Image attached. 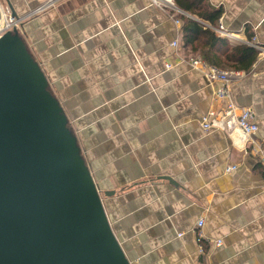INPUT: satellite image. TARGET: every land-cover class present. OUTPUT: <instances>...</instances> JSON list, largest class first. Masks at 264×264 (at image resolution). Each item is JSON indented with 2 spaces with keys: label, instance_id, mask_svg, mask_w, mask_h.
Masks as SVG:
<instances>
[{
  "label": "crops",
  "instance_id": "crops-1",
  "mask_svg": "<svg viewBox=\"0 0 264 264\" xmlns=\"http://www.w3.org/2000/svg\"><path fill=\"white\" fill-rule=\"evenodd\" d=\"M46 1L9 0L94 181L113 192L103 204L131 263L264 264V168L240 128L201 124L232 100L264 147V53L218 98L219 82L186 61L180 16L264 48V0H204L220 10L215 25L174 0H55L32 13Z\"/></svg>",
  "mask_w": 264,
  "mask_h": 264
},
{
  "label": "water",
  "instance_id": "water-1",
  "mask_svg": "<svg viewBox=\"0 0 264 264\" xmlns=\"http://www.w3.org/2000/svg\"><path fill=\"white\" fill-rule=\"evenodd\" d=\"M112 193L94 181L19 29L1 34L0 264H132L103 204Z\"/></svg>",
  "mask_w": 264,
  "mask_h": 264
},
{
  "label": "built area",
  "instance_id": "built-area-1",
  "mask_svg": "<svg viewBox=\"0 0 264 264\" xmlns=\"http://www.w3.org/2000/svg\"><path fill=\"white\" fill-rule=\"evenodd\" d=\"M151 3L158 8L164 10L168 7H173V0H150ZM55 3V0H47L46 2L40 4L35 8L32 12H40L44 9L52 6ZM0 35L6 31H10L14 28L19 29L23 18L19 16H12L9 7L6 4L0 3ZM178 22V20H176ZM216 33L223 37L231 36L230 33L224 32L221 30V26L213 27ZM255 38L253 37L249 44H251L258 52L261 54L264 53V48L259 44L254 42ZM173 47H177V42L173 41ZM184 60V58H180ZM192 67L199 68L203 71L209 82H219V87L215 90V96L218 98H226L228 97L229 92V83L231 79L235 76V71L233 70H225L217 68L211 64H208L200 57H188L186 60ZM169 65H167L168 67ZM201 124L203 129L207 130L212 127L220 128L223 130H230L235 127L240 128L247 136L249 146V152L258 157L260 164L264 168V147L258 143L257 138L253 137L257 130L258 126L256 122L253 120V114L249 108L239 107L233 102L229 100L225 104L224 107L220 109H210L207 111L201 118ZM236 166L232 165L228 168V170L234 169ZM204 223L203 219L197 220V227L202 226ZM199 239V238H198ZM221 244L220 240L215 242L216 246ZM199 250L204 252V247L202 244H199Z\"/></svg>",
  "mask_w": 264,
  "mask_h": 264
},
{
  "label": "trees",
  "instance_id": "trees-1",
  "mask_svg": "<svg viewBox=\"0 0 264 264\" xmlns=\"http://www.w3.org/2000/svg\"><path fill=\"white\" fill-rule=\"evenodd\" d=\"M179 8L189 12L199 20L215 25L220 10H212L204 0H174ZM181 47L187 55L202 60L220 69L247 71L257 57V49L246 43L229 44L219 37L212 28L194 18L180 15ZM251 36H249V40Z\"/></svg>",
  "mask_w": 264,
  "mask_h": 264
},
{
  "label": "rangeland",
  "instance_id": "rangeland-1",
  "mask_svg": "<svg viewBox=\"0 0 264 264\" xmlns=\"http://www.w3.org/2000/svg\"><path fill=\"white\" fill-rule=\"evenodd\" d=\"M0 3H2V4H3V3H4V1H3V0H0Z\"/></svg>",
  "mask_w": 264,
  "mask_h": 264
}]
</instances>
